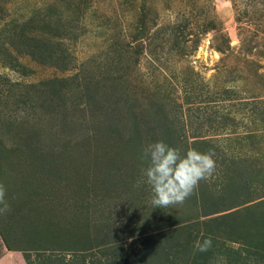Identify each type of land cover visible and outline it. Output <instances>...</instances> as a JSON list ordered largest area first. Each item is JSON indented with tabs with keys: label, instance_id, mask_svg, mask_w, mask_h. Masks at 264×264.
I'll use <instances>...</instances> for the list:
<instances>
[{
	"label": "rangeland",
	"instance_id": "1",
	"mask_svg": "<svg viewBox=\"0 0 264 264\" xmlns=\"http://www.w3.org/2000/svg\"><path fill=\"white\" fill-rule=\"evenodd\" d=\"M194 135L214 173L153 208L144 148ZM0 183V264H150L216 207L264 249V0H0Z\"/></svg>",
	"mask_w": 264,
	"mask_h": 264
},
{
	"label": "trees",
	"instance_id": "2",
	"mask_svg": "<svg viewBox=\"0 0 264 264\" xmlns=\"http://www.w3.org/2000/svg\"><path fill=\"white\" fill-rule=\"evenodd\" d=\"M178 140V138H177ZM181 141V140H178ZM167 145L170 147H175L170 142L165 141ZM209 141H204L203 138H197V136H193L192 140L187 143L185 149L182 151L181 155L186 153V151L189 148L195 149L199 152L202 151L200 148L202 143ZM176 145V144H175ZM196 190V188H195ZM204 191V190H202ZM193 195L196 198V193L194 192ZM261 197H264L262 195ZM211 207V206H209ZM233 207L229 208H211L209 211H203L202 215L204 216H210L212 214V217H208L207 219H202L201 221H195L194 219H188L186 223H182L180 226L175 228H168L165 229L166 231H158L160 229V225L163 220L157 219V223L159 224L157 226V229H153L154 231L150 236L146 238V240H152L153 238L157 237H164L166 233H171V235L175 234L178 236H184V238H180L182 241L176 240L174 244H170L172 247L171 255H166L164 252L166 250L162 248H158L161 251H149L150 254L153 256V260L151 256H149V259L147 258L150 264H212V261L210 260L211 257H213V249L209 248L205 252H200L194 248V242L199 240L203 242L204 239L210 238L212 241V245H214V241L218 238H223V235L225 236V241L228 242H240L242 244L240 250L233 249L232 246L224 248H221L220 245H217L218 250L222 253H226L224 255L226 261L232 262L230 264H264V249L261 247H257L256 243H253L249 241L244 234V230H240L236 225H239L237 223L238 220V214L235 215V212L231 210ZM157 211V210H156ZM155 212V211H154ZM158 213V212H157ZM156 213V214H157ZM200 222L202 225H200ZM193 223L196 225H200L202 228H204L203 231L195 230L192 228ZM192 224V225H191ZM223 228H220V227ZM236 226V227H235ZM235 227V228H234ZM173 233V234H172ZM216 244V242H215ZM10 248V247H9ZM178 254V255H177ZM145 256V255H143ZM142 255H126L121 254L118 255L115 259H113L112 264H116V261L121 262V264H127L130 260H133L135 257L138 258L136 261L134 259V264H140L143 258ZM131 258V259H129ZM145 258V257H144ZM59 260V259H58ZM57 259H51L48 258L44 261L46 263L44 264H68V262L58 261ZM157 260V261H156ZM114 262V263H113ZM144 264V262H142ZM227 264V263H223Z\"/></svg>",
	"mask_w": 264,
	"mask_h": 264
},
{
	"label": "clouds",
	"instance_id": "3",
	"mask_svg": "<svg viewBox=\"0 0 264 264\" xmlns=\"http://www.w3.org/2000/svg\"><path fill=\"white\" fill-rule=\"evenodd\" d=\"M214 151L201 153L189 148L181 153L163 141L148 144L143 150V157L148 166L142 169V177L150 187V203L155 207L167 208L182 205L198 187L201 180H207L215 171ZM140 186V182L136 187ZM6 189L0 183V213L9 211L5 201ZM210 238L203 242H194V248L205 252L211 247Z\"/></svg>",
	"mask_w": 264,
	"mask_h": 264
}]
</instances>
